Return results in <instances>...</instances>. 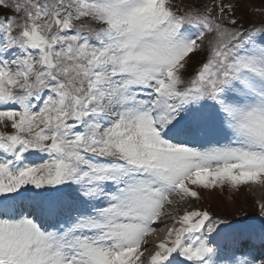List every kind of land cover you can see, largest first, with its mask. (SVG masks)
I'll return each mask as SVG.
<instances>
[{
    "label": "snow or ice",
    "instance_id": "obj_1",
    "mask_svg": "<svg viewBox=\"0 0 264 264\" xmlns=\"http://www.w3.org/2000/svg\"><path fill=\"white\" fill-rule=\"evenodd\" d=\"M249 7L0 0V264H264V202L258 224L192 206L264 186Z\"/></svg>",
    "mask_w": 264,
    "mask_h": 264
},
{
    "label": "rangeland",
    "instance_id": "obj_2",
    "mask_svg": "<svg viewBox=\"0 0 264 264\" xmlns=\"http://www.w3.org/2000/svg\"><path fill=\"white\" fill-rule=\"evenodd\" d=\"M262 2V1H261ZM240 3L243 5L241 11L237 14L240 15V12H247L250 11V5L257 4V0H240ZM251 19V18H250ZM254 22L258 23L260 21V17L252 18ZM231 196L233 198L223 199L224 196L220 194L213 193L211 196L206 197V201L209 207L213 210V212H218L222 215L225 214L226 216H233L236 214H241L248 211H253L257 209V204L259 202H264V187L259 185H252L250 186L249 190L245 192H232ZM197 201H193L194 203ZM199 203V202H198ZM250 224H258V215H253L250 218ZM257 233L259 229L257 228Z\"/></svg>",
    "mask_w": 264,
    "mask_h": 264
}]
</instances>
